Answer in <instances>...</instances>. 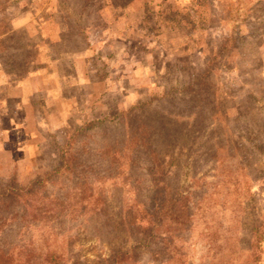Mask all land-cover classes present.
<instances>
[{
  "label": "rangeland",
  "instance_id": "374dc122",
  "mask_svg": "<svg viewBox=\"0 0 264 264\" xmlns=\"http://www.w3.org/2000/svg\"><path fill=\"white\" fill-rule=\"evenodd\" d=\"M101 3L86 22L84 0H0L13 28L0 49V192L60 167L68 135L89 120L159 95L152 116L183 121L178 136L157 137L170 163L163 195L179 215L152 206L145 223L124 219L123 202L154 198L135 167L121 186L99 184L106 215L76 210L53 232L2 217L0 247L54 248L82 264H264V0ZM203 73L202 107H175L174 90Z\"/></svg>",
  "mask_w": 264,
  "mask_h": 264
},
{
  "label": "trees",
  "instance_id": "16d2710c",
  "mask_svg": "<svg viewBox=\"0 0 264 264\" xmlns=\"http://www.w3.org/2000/svg\"><path fill=\"white\" fill-rule=\"evenodd\" d=\"M4 1L8 5L10 0ZM83 6L85 20L86 17L98 15L102 3L101 0H84ZM12 31L9 21L0 17L1 50L8 49L11 45ZM83 36L86 37L85 34ZM2 63L5 64V61ZM208 75L209 73H203L192 82L178 87V91L174 90L172 95L177 99V102H173L174 106L186 103L194 108H201L203 102L197 95L206 92L204 88L202 91L200 88L208 85ZM162 97L165 96L155 95L111 118L92 119L76 128L68 135L61 148L60 167L40 173L29 183L19 186L10 179L5 191L0 192V219L7 217L17 221L28 220L42 231L51 229L53 232L54 223L67 218L76 210L84 214V217L92 219L100 214L106 215V200L99 184L112 182L121 186L123 185L121 180H124L122 178H131L132 169L135 167L143 170L147 181L150 182L154 198L151 202L144 200L123 202L133 211L131 214L126 211L124 219L132 218L133 221L145 223L150 220L149 209L152 206L156 210L162 209L165 212L167 210L172 217L179 215L178 201L172 197L169 202H165L163 195L168 183L170 163L161 153L157 137L164 128L165 134L167 132L170 138L173 134L178 136L179 133L174 131V126L182 125L183 121L178 116H164L163 113L161 117L152 116L160 107ZM263 236H260L261 240ZM257 246L259 247V242L254 243L255 259H259ZM131 259L123 256L113 263L129 264ZM0 264H82V262L54 248L26 246L18 252L0 247Z\"/></svg>",
  "mask_w": 264,
  "mask_h": 264
},
{
  "label": "crops",
  "instance_id": "0c3cea01",
  "mask_svg": "<svg viewBox=\"0 0 264 264\" xmlns=\"http://www.w3.org/2000/svg\"><path fill=\"white\" fill-rule=\"evenodd\" d=\"M25 81H26V79H24V78H22V79H20V81L18 82V84H19V86H22V88L24 87V85H25ZM24 89V88H23ZM48 92V91H47ZM51 94V92L49 91L46 95L48 96V95H50ZM36 95H39V93H36ZM36 95H34V97H36ZM37 102V100H32L31 101V105H32V107H35V103ZM36 109V108H35ZM33 110H34V108H33ZM36 122H37V124H38V126H40L41 124H43V117L41 116V113H39L38 111H36ZM44 140V138L42 137V141ZM60 156V155H59ZM59 167V166H58ZM58 167H55V168H58ZM55 168H52V169H55Z\"/></svg>",
  "mask_w": 264,
  "mask_h": 264
}]
</instances>
